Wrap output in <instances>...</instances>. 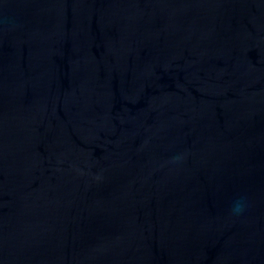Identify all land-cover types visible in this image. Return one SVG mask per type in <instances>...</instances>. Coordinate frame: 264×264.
Returning <instances> with one entry per match:
<instances>
[{
  "label": "water",
  "instance_id": "water-1",
  "mask_svg": "<svg viewBox=\"0 0 264 264\" xmlns=\"http://www.w3.org/2000/svg\"><path fill=\"white\" fill-rule=\"evenodd\" d=\"M0 264H264V0H0Z\"/></svg>",
  "mask_w": 264,
  "mask_h": 264
},
{
  "label": "clouds",
  "instance_id": "clouds-1",
  "mask_svg": "<svg viewBox=\"0 0 264 264\" xmlns=\"http://www.w3.org/2000/svg\"><path fill=\"white\" fill-rule=\"evenodd\" d=\"M246 207H247L246 200L244 198H240L233 203V206L231 209L232 214L233 215H240L244 212Z\"/></svg>",
  "mask_w": 264,
  "mask_h": 264
}]
</instances>
